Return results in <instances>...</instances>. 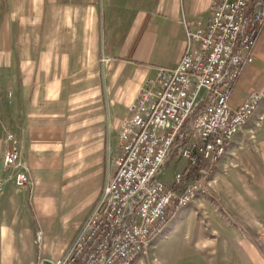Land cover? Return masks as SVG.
I'll use <instances>...</instances> for the list:
<instances>
[{"label": "crops", "instance_id": "0c3cea01", "mask_svg": "<svg viewBox=\"0 0 264 264\" xmlns=\"http://www.w3.org/2000/svg\"><path fill=\"white\" fill-rule=\"evenodd\" d=\"M212 1L0 0V264L65 254L119 154L127 108L178 63L182 17L205 26ZM253 55L232 89L233 108L264 88V26ZM252 115L212 166L210 195L157 237L175 239L181 262L264 264V98ZM10 149L25 188L14 184L18 170L2 166Z\"/></svg>", "mask_w": 264, "mask_h": 264}, {"label": "built area", "instance_id": "2783aa9c", "mask_svg": "<svg viewBox=\"0 0 264 264\" xmlns=\"http://www.w3.org/2000/svg\"><path fill=\"white\" fill-rule=\"evenodd\" d=\"M182 25L187 37L182 56L173 69L161 70L156 92L147 81L127 108L117 136L119 154L108 161L100 197L65 254L51 264H123L144 256L145 239L178 206L210 195L205 171L264 98L262 88L237 108L229 103L242 66L254 59L264 0H213L205 26L184 16ZM18 160V151L10 149L2 166L18 170L14 184L25 188L30 182ZM180 160L173 184L165 186L160 174Z\"/></svg>", "mask_w": 264, "mask_h": 264}, {"label": "rangeland", "instance_id": "374dc122", "mask_svg": "<svg viewBox=\"0 0 264 264\" xmlns=\"http://www.w3.org/2000/svg\"><path fill=\"white\" fill-rule=\"evenodd\" d=\"M183 163L184 162L182 160H180L178 163H169L163 169L162 173L160 174L159 180L165 186L170 187L173 184L174 174L178 168V165H183ZM211 185H212V183H211ZM200 196H203V195H200ZM188 206H186V207H188ZM186 207H183L178 211H181L182 209H185ZM176 213L172 217H170V220H168L165 223L164 227L162 226L163 229L170 223V221L176 215ZM172 223H174V222H172ZM163 229H161V232L163 231ZM161 232H160V234H161ZM157 237L146 248L144 256L138 258L133 264H190L188 256H183L184 261L181 262V260L179 258L180 255L178 253L179 247L175 243L176 242L175 239L164 243L163 241L157 240ZM152 245H154V247L151 248ZM183 255H185V253Z\"/></svg>", "mask_w": 264, "mask_h": 264}, {"label": "bare ground", "instance_id": "6f19581e", "mask_svg": "<svg viewBox=\"0 0 264 264\" xmlns=\"http://www.w3.org/2000/svg\"><path fill=\"white\" fill-rule=\"evenodd\" d=\"M259 101H260V98L259 100L256 101V103L254 104L253 108H251L250 110V113L248 115V118L242 122V124H240V129L245 125V123L247 122V120L250 118V116H252V114L255 112V110L257 109L258 107V104H259ZM239 132V130H236L234 132V135L232 137L229 138V140H226L224 142V145H221L219 150H218V153L216 154V157L214 159V164L224 156L225 152H226V146L227 144L234 138V136ZM212 168H209L205 171V178L206 180H209V175H210V172L212 171L211 170ZM195 201V200H194ZM191 203H185V204H181L180 206H178V210H180L181 208L183 207H186L188 205H190ZM176 211V212H177ZM162 226L163 225H160V227L158 228V230H156V233H154L153 235L151 236H148L146 239H145V243H144V252L146 250V248L149 246V244L160 234L161 232V229H162ZM139 257L138 256H131L129 257L128 259L125 260V262L123 264H133Z\"/></svg>", "mask_w": 264, "mask_h": 264}, {"label": "water", "instance_id": "95a60500", "mask_svg": "<svg viewBox=\"0 0 264 264\" xmlns=\"http://www.w3.org/2000/svg\"><path fill=\"white\" fill-rule=\"evenodd\" d=\"M42 264H51L49 261H43Z\"/></svg>", "mask_w": 264, "mask_h": 264}]
</instances>
